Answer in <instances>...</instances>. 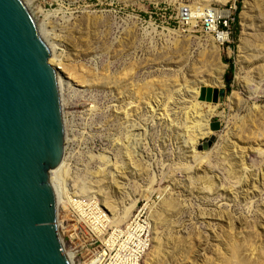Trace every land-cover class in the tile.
<instances>
[{
	"label": "rangeland",
	"instance_id": "obj_1",
	"mask_svg": "<svg viewBox=\"0 0 264 264\" xmlns=\"http://www.w3.org/2000/svg\"><path fill=\"white\" fill-rule=\"evenodd\" d=\"M28 1L61 85L60 199L94 197L116 223L149 188L152 245L142 264H264V0L250 1L244 20L245 0ZM205 4L230 12L229 45L181 21V9ZM207 89L216 90L209 103L200 99ZM216 105L210 136L192 133L194 113ZM71 209L58 206L56 222L74 226ZM57 230L66 251L79 245L78 227Z\"/></svg>",
	"mask_w": 264,
	"mask_h": 264
},
{
	"label": "water",
	"instance_id": "obj_2",
	"mask_svg": "<svg viewBox=\"0 0 264 264\" xmlns=\"http://www.w3.org/2000/svg\"><path fill=\"white\" fill-rule=\"evenodd\" d=\"M215 96L207 89L200 99ZM210 129L218 131L219 124ZM64 140L49 49L23 3L0 0V264H71L48 180V171L62 161Z\"/></svg>",
	"mask_w": 264,
	"mask_h": 264
},
{
	"label": "built area",
	"instance_id": "obj_3",
	"mask_svg": "<svg viewBox=\"0 0 264 264\" xmlns=\"http://www.w3.org/2000/svg\"><path fill=\"white\" fill-rule=\"evenodd\" d=\"M234 9L235 7H229V10ZM215 10L211 7L195 8V18L191 19L190 12L183 8L179 15L185 25L195 20L202 33L210 37L215 44L220 47L227 46L230 43L231 25L234 20L231 14L224 18L218 16ZM84 203L87 204L84 209L86 219L90 220V226L92 225L93 229H86L88 237L81 233L80 240L84 243L83 247L79 241L78 246L71 248L74 253L73 264H142L152 244L151 201H146L140 209L136 210L129 224L119 230L105 228L103 215L107 213L105 211L103 214L95 213L92 202L87 199ZM73 237L79 238L77 234ZM75 240L78 241V239ZM62 248L65 253L66 247L62 245Z\"/></svg>",
	"mask_w": 264,
	"mask_h": 264
},
{
	"label": "bare ground",
	"instance_id": "obj_4",
	"mask_svg": "<svg viewBox=\"0 0 264 264\" xmlns=\"http://www.w3.org/2000/svg\"><path fill=\"white\" fill-rule=\"evenodd\" d=\"M250 1H252V0H245L244 1V7H243V10H242V19L244 20L245 18H246V16L248 15L247 13H248V10H249V8H250ZM27 2H29L28 0H26V2H25V0H23V1H21V3H23V5L26 7V9L28 10V8H27ZM229 2V0H222V3L223 4H225V3H228ZM209 3H219V1L218 0H210V2ZM208 3V4H209ZM208 4H205L204 5V9H208V8H210V6H208ZM189 12H190V14H191V19H194L195 18V15H194V10H195V8H192L191 7V9L190 8H186ZM215 13L218 15V16H220V17H224V18H227L229 15H230V12L229 11H219V10H215ZM195 23H196V21L195 20H191V22H190V25L193 27L194 25H195ZM191 28V27H190ZM38 32H39V34H40V36H41V38H42V40L45 42V44L47 45V47H48V49H49V52H50V60H51V62L53 63V59H52V53H53V50H52V48L46 43V41H45V39H44V36H43V33L40 31V30H38ZM208 37V36H207ZM210 38V37H209ZM211 39V38H210ZM212 40V39H211ZM212 42H213V40H212ZM214 43V42H213ZM56 82H57V86H58V89H59V93H60V89H61V85H60V82H59V80H58V78L56 77ZM214 87H223V83H222V81H217V82H215L214 84ZM245 86V85H244ZM207 103V102H206ZM209 103V102H208ZM229 104H230V102H229ZM217 108H218V106L216 105L215 106V109H212L211 108V106H210V108H209V110L207 111V112H204V113H202V111L201 112H195L194 113V115H195V118H193L191 121L193 122H190V124L192 125L190 128L192 129V133H197V136H200V137H209L210 136V132L207 130V126H208V119L210 118V117H212L213 115H215L216 113H217ZM195 119V120H194ZM211 130V129H210ZM135 135V134H134ZM137 136V135H136ZM134 138H135V136H134ZM130 139V138H129ZM128 141V140H127ZM130 141V140H129ZM135 141H137V140H135ZM141 142V141H140ZM130 143V142H129ZM128 145V144H127ZM127 145H125L126 147H127ZM131 148V147H130ZM127 149H129V148H127ZM63 151H64V145H63ZM191 154H193V155H195L194 157H196L197 158V160H199V162H205V163H207L204 159H202L203 158V155L205 156V154H200L199 153V155L200 156H198L195 152H191ZM100 157V160L105 164V165H108L109 163L111 164V161L109 162V159H108V156L107 157H105L104 155H101V156H99ZM196 160V161H197ZM66 165H65V160H64V154H63V158H62V161L60 162V164L56 167V168H53V169H50L48 172H49V175H48V180H49V184H50V186H51V188H52V190H53V193H54V198H55V203H56V210H58V206L60 207H62L63 208V210L65 211V212H67L68 211V209L70 208V206H71V211H72V215H73V217H74V220H76V222H73V223H75V225L74 226H69V227H66L65 226V224H67V222H65L64 220H65V218H64V220H62V222H56V225H57V228L59 229L61 226L65 229V230H68L69 232H68V234H71V233H76V229H77V227L79 228V230L81 231V233L84 235V236H86V237H88V232H87V230L86 229H88V228H92L91 226H90V220H88V219H86L87 218V216H86V214L84 213V209H85V207H87L86 205H85V203H84V201L87 199V200H89V201H91L92 202V207H94V209L93 210H95V213H98V212H101V214H103V212L105 211L106 213H107V215H103L104 216V219H105V221H104V226L106 225V227L105 228H107V229H122V228H124V227H126L128 224H129V222H130V220H131V218L133 217V215H134V212L136 211V208H137V205H138V201L137 200H135L133 203H132V205L130 206V207H128V208H125L124 209V211L123 212H120L119 214H118V220H117V222L116 223H113L112 222V218H111V216H110V214L108 213V211L107 210H105L100 204H99V202L94 198V197H92V198H88V197H85L84 195H82V194H79V195H76V196H74V198H73V196H66V199H64V201H63V199L61 200L60 199V196H59V192L57 191V189H56V187L54 186V184H52V183H54V180H55V178H57V177H60V176H63V175H67L68 174V169L65 167ZM154 182V181H153ZM210 185L211 184H207V187H210ZM148 190V192L145 194V198L144 199H146L145 201H148L147 199L150 197V194H151V190L148 188L147 189ZM84 196V197H83ZM75 199V200H74ZM153 211H154V209L153 208H151V213H150V215H151V221H152V214H153ZM68 212H70V211H68ZM57 213H58V211H57ZM131 214H132V216H131ZM58 217V216H57ZM131 217V218H130ZM57 220H58V218H57ZM151 225H152V222H151ZM93 229V228H92ZM152 230H153V225H152ZM103 234H105V233H103ZM103 234H101V235H103ZM75 236V235H74ZM73 236H71V238H72ZM83 241H81L80 240V243H82ZM152 243V242H151ZM152 245V244H151ZM84 246V244L83 245H81V247H83ZM150 249H151V247H150ZM149 249V251H148V253L150 252L151 253V250ZM146 254L145 255V257L143 258V261L149 256V254ZM65 256L69 259V261H70V263L71 264H73V255H74V253L72 252V251H66L65 250ZM142 261V262H143Z\"/></svg>",
	"mask_w": 264,
	"mask_h": 264
},
{
	"label": "trees",
	"instance_id": "obj_5",
	"mask_svg": "<svg viewBox=\"0 0 264 264\" xmlns=\"http://www.w3.org/2000/svg\"><path fill=\"white\" fill-rule=\"evenodd\" d=\"M227 73L224 75V78L226 77Z\"/></svg>",
	"mask_w": 264,
	"mask_h": 264
}]
</instances>
